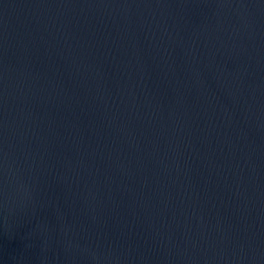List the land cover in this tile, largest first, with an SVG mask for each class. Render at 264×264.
Returning a JSON list of instances; mask_svg holds the SVG:
<instances>
[{
	"label": "water",
	"instance_id": "water-1",
	"mask_svg": "<svg viewBox=\"0 0 264 264\" xmlns=\"http://www.w3.org/2000/svg\"><path fill=\"white\" fill-rule=\"evenodd\" d=\"M0 264H264V0H0Z\"/></svg>",
	"mask_w": 264,
	"mask_h": 264
}]
</instances>
